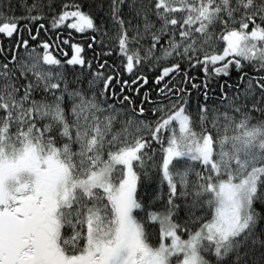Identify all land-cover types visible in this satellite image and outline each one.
<instances>
[{
  "label": "snow or ice",
  "instance_id": "snow-or-ice-1",
  "mask_svg": "<svg viewBox=\"0 0 264 264\" xmlns=\"http://www.w3.org/2000/svg\"><path fill=\"white\" fill-rule=\"evenodd\" d=\"M3 38L0 264H264V0H0Z\"/></svg>",
  "mask_w": 264,
  "mask_h": 264
},
{
  "label": "trees",
  "instance_id": "trees-1",
  "mask_svg": "<svg viewBox=\"0 0 264 264\" xmlns=\"http://www.w3.org/2000/svg\"><path fill=\"white\" fill-rule=\"evenodd\" d=\"M17 14H19V12H18ZM0 45H2L3 47L7 48V47H8V39H7V38L0 39ZM88 55H91V53H88ZM124 76H125V78H128V77L130 76V74H128V73H124ZM131 79H135V77H131ZM225 79H226V78H225ZM148 87L151 88L152 85L149 84ZM145 90H147V89H142V90L140 91V96H143V95H144V91H145Z\"/></svg>",
  "mask_w": 264,
  "mask_h": 264
}]
</instances>
